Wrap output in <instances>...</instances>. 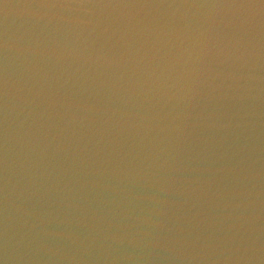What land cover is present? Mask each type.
<instances>
[{
    "label": "water",
    "instance_id": "water-1",
    "mask_svg": "<svg viewBox=\"0 0 264 264\" xmlns=\"http://www.w3.org/2000/svg\"><path fill=\"white\" fill-rule=\"evenodd\" d=\"M0 264H264V0H0Z\"/></svg>",
    "mask_w": 264,
    "mask_h": 264
}]
</instances>
